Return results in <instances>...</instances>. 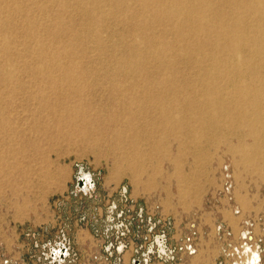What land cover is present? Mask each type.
Segmentation results:
<instances>
[{"label":"bare ground","instance_id":"obj_1","mask_svg":"<svg viewBox=\"0 0 264 264\" xmlns=\"http://www.w3.org/2000/svg\"><path fill=\"white\" fill-rule=\"evenodd\" d=\"M15 1L18 9L8 10L5 3L0 12L21 16L20 1L29 0ZM32 1L40 11L60 4L54 13L44 12L51 25H43L42 31L54 40L67 39L54 51L53 41L37 38V57L49 63L33 67L35 71L16 68L37 79L35 100L57 120L41 127L40 115L32 116L37 151L47 146V154L60 157L79 147L82 154L100 157L114 145L119 154L112 165L114 175L133 162L136 168L128 174L135 181L149 167L155 165L156 170L164 163H173L182 178L178 166L183 157L196 160L204 144L211 149L230 142L236 143L242 164L254 166L264 177V0H45L46 7ZM72 8L84 13L73 24ZM25 20L29 29L38 24L34 16ZM107 23L124 25L132 41L122 49L130 58L105 71L104 77L118 76L121 81L112 82L103 98L89 86L93 70L77 64L70 47L80 45L87 55L93 42L96 50L104 51L95 26ZM4 30L16 32L15 22L0 23V32ZM10 44L8 37L0 40V87H8L3 73L15 65ZM20 83L16 85L22 89ZM15 126L12 118L3 117L0 131L13 132ZM108 135L113 142L102 150ZM62 142L66 146L59 153ZM23 150L14 148L1 159L3 175L13 174L7 170L20 165L31 166L24 163ZM81 180L84 192L93 189L91 175L81 174ZM54 251L57 256L63 253L52 247Z\"/></svg>","mask_w":264,"mask_h":264},{"label":"rangeland","instance_id":"obj_2","mask_svg":"<svg viewBox=\"0 0 264 264\" xmlns=\"http://www.w3.org/2000/svg\"><path fill=\"white\" fill-rule=\"evenodd\" d=\"M5 3L8 10L18 9L15 0H5L0 6ZM20 3L21 16L0 12V23L10 25L13 20L16 26V32H0V40L9 38L15 62L3 73L10 84L0 87V125L3 117L12 118L16 125L13 132L0 131V163L8 151L22 147L24 163L31 162V166L20 165L19 169L7 170L14 175H3L0 165V264H61L52 257V247L58 249L61 243L70 247L71 254L63 264H222L217 226H227L233 234L230 240L238 241L248 220L254 223L255 240H263L264 251V177L254 166L242 164L236 143H222L211 149L204 144L196 160L191 156L181 158L178 172L182 178H178L173 163H164L156 170L155 165L149 167L135 181L128 174L136 168L133 162L114 175L112 165L119 157L114 145L111 152L100 157L82 154L79 147L60 157L47 154V146L35 149L38 137L32 132V116L40 115L41 127L57 120L49 118L44 112L49 110L41 108L45 104L35 100L37 79L27 72L18 73L16 68L35 71L33 67L41 69L49 63L37 57V38L53 41L54 51L67 39L54 40L42 31L43 25H51L44 12L58 11V2L42 11L32 6V0ZM38 6L48 4L40 0ZM72 9L71 24L84 15ZM26 16H34L38 24L29 29ZM95 30L104 40V51L96 50L93 42L87 46V55L80 45L70 49L75 52L77 64L93 70L89 86L104 98L108 86L121 81L118 76L104 77L105 71L114 68L116 61L130 58L122 49L132 36L124 25L114 23L95 26ZM17 81H21L22 89ZM109 142H113L111 135L102 140V150ZM65 146V142L59 143L57 151L63 153ZM15 156L10 157L11 162ZM80 174H91L95 188L82 192L78 186ZM237 209L240 215H235ZM160 236L167 238L170 249L164 260L155 254L147 256L148 246L156 250ZM120 246L124 249L119 253ZM189 246L194 253L187 251ZM145 256L151 257L149 263H143Z\"/></svg>","mask_w":264,"mask_h":264},{"label":"built area","instance_id":"obj_3","mask_svg":"<svg viewBox=\"0 0 264 264\" xmlns=\"http://www.w3.org/2000/svg\"><path fill=\"white\" fill-rule=\"evenodd\" d=\"M230 187L228 188V191H230ZM230 194V192H229ZM235 215H240V210L235 211ZM262 223V221H259ZM254 227V223L251 220H248L244 223V226L242 228V232L240 233L238 241H234L233 239L230 240V238L233 237L232 232L228 229L225 225H218L216 228V235L219 238V240L222 243L221 247V255H222V264H262V258H263V240L258 239L255 240L254 233L252 228ZM159 238H164V243L166 244V247H164L166 253L165 254H159L158 250L159 247L156 245L152 247V250L149 248L151 245L148 246V255L155 254L159 256L161 260H164L169 252V246L168 241L165 236H160ZM124 249V247H118L119 250ZM187 251L191 254L195 251L192 249V247H187ZM145 256V259H143V263H149V259L151 257ZM144 258V257H143ZM167 258V257H166ZM257 258H259V262H257Z\"/></svg>","mask_w":264,"mask_h":264},{"label":"water","instance_id":"obj_4","mask_svg":"<svg viewBox=\"0 0 264 264\" xmlns=\"http://www.w3.org/2000/svg\"><path fill=\"white\" fill-rule=\"evenodd\" d=\"M89 175H91V174H89ZM92 176V175H91ZM83 182H82V180H81V174H80V176H79V178H78V186H79V188H80V190L82 191V192H84V184H82ZM82 184V185H81ZM95 188V182H94V187H93V189ZM157 245H158V247H159V250H158V253L159 254H165L166 253V251H165V249H164V247H166V244L164 243V238H158L157 239ZM150 250H152V246L149 248ZM58 251L59 252H62L63 251V253L61 254L60 253V255L59 256H57V254H56V251H54L53 253H52V257L55 259V257L57 256V258H58V260H56L55 259V261H62L63 263L66 261V259L68 258V257H70V247H68L65 243H61L59 246H58ZM120 252H123V249L121 250H119ZM65 255H66V257H65ZM260 260H259V258H257V262H259ZM59 263H61V262H59ZM134 264H141L140 263V261H134Z\"/></svg>","mask_w":264,"mask_h":264}]
</instances>
